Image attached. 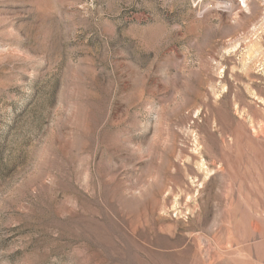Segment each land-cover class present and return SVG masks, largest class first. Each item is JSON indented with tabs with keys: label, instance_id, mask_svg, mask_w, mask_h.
Wrapping results in <instances>:
<instances>
[{
	"label": "rangeland",
	"instance_id": "374dc122",
	"mask_svg": "<svg viewBox=\"0 0 264 264\" xmlns=\"http://www.w3.org/2000/svg\"><path fill=\"white\" fill-rule=\"evenodd\" d=\"M0 264H264V0H0Z\"/></svg>",
	"mask_w": 264,
	"mask_h": 264
}]
</instances>
